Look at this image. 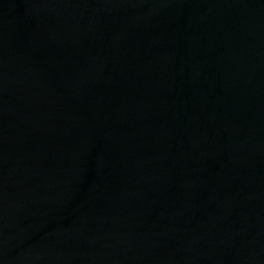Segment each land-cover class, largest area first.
<instances>
[{"label":"water","instance_id":"obj_1","mask_svg":"<svg viewBox=\"0 0 264 264\" xmlns=\"http://www.w3.org/2000/svg\"><path fill=\"white\" fill-rule=\"evenodd\" d=\"M0 264H264V0H0Z\"/></svg>","mask_w":264,"mask_h":264}]
</instances>
